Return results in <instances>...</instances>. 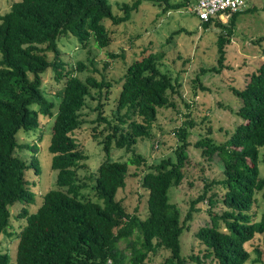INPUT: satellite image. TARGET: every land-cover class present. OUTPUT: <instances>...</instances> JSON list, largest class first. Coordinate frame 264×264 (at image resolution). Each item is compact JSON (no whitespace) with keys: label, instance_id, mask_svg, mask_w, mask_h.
I'll use <instances>...</instances> for the list:
<instances>
[{"label":"trees","instance_id":"trees-1","mask_svg":"<svg viewBox=\"0 0 264 264\" xmlns=\"http://www.w3.org/2000/svg\"><path fill=\"white\" fill-rule=\"evenodd\" d=\"M143 1L123 3V14L115 15L108 0H20L0 16V236L13 234L9 233L11 209L16 204L34 202L28 172L40 173L36 157L27 163L16 155L25 147L18 135L21 131H37L42 119H54L48 149L53 155L52 170L57 172L56 188L45 194L35 213L25 208L17 215V220L25 221L19 222L22 231L17 264H151L150 256L160 251L169 253L161 264H247L251 259L248 244L258 236L264 237V218L257 221L252 212L257 195L264 198V63L243 89L232 88L241 101L237 111L241 123L230 139L216 143L206 137L195 144L205 159L218 156L223 171L221 179L205 180L201 195L191 201L182 220L179 207L169 201V192L186 178L189 128L194 127L193 122L177 133L176 162L163 159L148 165L135 150L139 140L152 136L159 110L176 107L170 98L175 86L172 78L160 70V57L149 53L128 67L125 81L118 86L111 117L105 114L103 101L114 94L115 85L94 74L83 80L79 74L93 70L83 61L71 66L63 60L59 47L63 36H73L83 49L91 43L99 49L109 48L112 30L106 23H127ZM190 2L184 0L171 8L182 9ZM242 13L233 14L227 25L219 17L201 21L205 29L215 26L222 30L218 39L220 69L226 62L225 46L231 43ZM50 69L57 82L65 79L57 93V113V103L49 100L43 89V75ZM220 69L210 71L220 73ZM93 91L99 95L96 123L104 128L100 132L93 128L92 138L103 146L106 156L97 171L95 199L83 193L86 185L78 173L88 169V156L75 137L84 125L82 111ZM27 147L32 151L37 148ZM114 149L132 152L133 158L115 161L110 158ZM131 165L147 168L142 177L148 195L144 219L137 213L130 214L118 199L127 185ZM204 202L209 206L210 223L196 234L204 249L185 255L184 231L194 213L199 212L197 206ZM220 204L222 212H216ZM123 241L130 254L120 248ZM255 253L254 262L264 264L261 247ZM0 264H10V256L0 252Z\"/></svg>","mask_w":264,"mask_h":264},{"label":"rangeland","instance_id":"rangeland-1","mask_svg":"<svg viewBox=\"0 0 264 264\" xmlns=\"http://www.w3.org/2000/svg\"><path fill=\"white\" fill-rule=\"evenodd\" d=\"M20 0H0V16L11 10L13 3ZM115 15H122L120 5H131L135 0H108ZM184 2V0H146L139 10L133 12L131 19L120 26H113L110 22L106 25L112 30V43L109 48L99 49L94 43L86 49L79 46L73 36H63L59 47L63 60L71 66L83 61L93 72L79 74L85 80L88 75L94 74L99 80L106 79L115 85V92L108 101H103L105 114L111 117L116 107L115 101L119 95V87L125 81L129 66L134 61L152 53L160 57L159 68L162 73L168 74L175 86V92L170 91L172 103L175 108L159 110L158 119L153 127L152 136L139 140L135 147L137 154L145 157L148 165H153L163 159H172L176 162L175 150L179 142L177 133L183 127H189L190 121L194 127L189 128L190 135L187 148L189 160L185 168V180L180 187L171 188L169 201L179 207L182 220L190 210L191 201L196 200L202 193L205 180H218L222 176V162L218 156L207 160L202 155V150L196 143L202 138L211 137L216 143L227 142L234 133L241 119L237 111L241 101L232 93V88L243 89L250 77L264 63V0H247V8L236 23L231 43L226 44V62L224 68L218 66V39L222 33L215 26L205 29L199 18L193 13L197 0H191L187 7L182 9L171 6ZM170 5V6H169ZM248 10V11H247ZM231 17L221 19L222 23L229 24ZM50 60L53 55L49 54ZM93 61V65L90 62ZM218 68L220 73L210 71ZM95 69V70H94ZM206 72L203 73L202 71ZM199 78V81L197 80ZM65 79L61 82L55 80V74L50 69L43 75V89L46 97L57 103L55 112L58 111L59 100L57 93L63 88ZM119 86V87H118ZM87 100V105L82 111L84 125L75 134L78 142L83 146L88 160L87 170H80L78 176L86 185L84 195L95 199L94 185L97 171L104 160L103 146L92 138V129L98 128L100 132L104 126L96 123L99 95L92 92ZM54 119H42L41 128L35 132L18 135L19 143L25 147L18 149L16 155L31 163L33 157L40 167V173L34 170L28 172L27 180L30 189L35 194L33 203L16 204L12 209V235L0 236V252L10 256V264H17V252L21 224L25 221L16 219L23 209L35 213L44 202L45 194L56 188L57 172L52 170L53 155L49 152ZM102 139V138H101ZM158 141L161 143L158 144ZM27 145H36L34 151ZM157 145L159 147H157ZM110 158L115 161H129L133 158L132 152L125 149H114ZM262 173L264 175V149L261 150ZM146 166H130V176L126 187L118 194V199L123 202L130 214L137 213L142 219L147 216V192L142 186L143 173ZM219 188L214 187V191ZM223 192L220 193V197ZM207 202L197 206L199 212L194 213L192 222L187 224L182 238L185 255L203 250V245L198 241L196 234L199 229L210 223L207 212ZM222 205L216 212H222ZM255 220L264 218V198L257 195V203L252 211ZM133 241L135 237L132 238ZM251 259L247 264L255 263L257 258L255 249L261 247L264 262V237L258 236L248 244ZM120 248L131 250L125 241L120 243ZM169 255L160 251L151 255V264H161Z\"/></svg>","mask_w":264,"mask_h":264},{"label":"built area","instance_id":"built-area-1","mask_svg":"<svg viewBox=\"0 0 264 264\" xmlns=\"http://www.w3.org/2000/svg\"><path fill=\"white\" fill-rule=\"evenodd\" d=\"M246 2L247 0H198L192 11L200 21H208L214 17L223 19L244 11L247 8Z\"/></svg>","mask_w":264,"mask_h":264},{"label":"clouds","instance_id":"clouds-1","mask_svg":"<svg viewBox=\"0 0 264 264\" xmlns=\"http://www.w3.org/2000/svg\"><path fill=\"white\" fill-rule=\"evenodd\" d=\"M245 10H246V9H245ZM245 10H244V11H245ZM242 12H243V11H242Z\"/></svg>","mask_w":264,"mask_h":264}]
</instances>
